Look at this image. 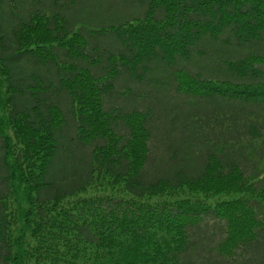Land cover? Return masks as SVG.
Here are the masks:
<instances>
[{
	"label": "trees",
	"instance_id": "trees-1",
	"mask_svg": "<svg viewBox=\"0 0 264 264\" xmlns=\"http://www.w3.org/2000/svg\"><path fill=\"white\" fill-rule=\"evenodd\" d=\"M0 74V264H264V0H0Z\"/></svg>",
	"mask_w": 264,
	"mask_h": 264
},
{
	"label": "rangeland",
	"instance_id": "rangeland-1",
	"mask_svg": "<svg viewBox=\"0 0 264 264\" xmlns=\"http://www.w3.org/2000/svg\"><path fill=\"white\" fill-rule=\"evenodd\" d=\"M183 82L188 83L187 80H183ZM189 86V83L187 85V87ZM0 90L2 92V98L4 99L6 96V89H5V83L3 80L2 75L0 74ZM190 90L194 93L198 92L199 89L194 86L192 87V85L190 86ZM97 118V117H96ZM98 119V118H97ZM99 120V119H98ZM98 123V122H97ZM91 128H93V130L98 131V127L95 126H91ZM219 188V187H216ZM205 189V191H204ZM171 196H167L165 193L163 196H161L160 198H156V197H152L150 199L147 200V202L151 203V204H155L156 202H161V201H165V202H175L176 203H184V204H188L186 202H183L184 200L188 201V202H193V200H199V201H204V203L211 205L212 207H216V204H214L216 202V200H212L214 198H212L215 194V192L211 191L210 189L207 188H203L202 185L197 186V187H193L192 189H183L179 192L177 191H172L169 193ZM182 194V195H181ZM94 195H117V196H122L123 193L121 191V188H113L111 187V182L109 180L106 179H99L96 181V184H94L88 192L85 193L84 196H94ZM211 198H208V197ZM218 198H224V197H218ZM214 201V202H212ZM145 203V202H144ZM21 225H16L15 229H20ZM15 236H18L15 235ZM32 236L30 234H28L27 236H25L24 241L26 242L25 246L27 249L32 248L35 246V241L33 240V238H31Z\"/></svg>",
	"mask_w": 264,
	"mask_h": 264
}]
</instances>
